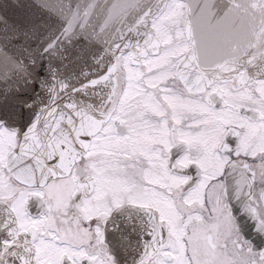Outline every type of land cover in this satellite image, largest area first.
Returning a JSON list of instances; mask_svg holds the SVG:
<instances>
[{"label": "snow or ice", "instance_id": "snow-or-ice-1", "mask_svg": "<svg viewBox=\"0 0 264 264\" xmlns=\"http://www.w3.org/2000/svg\"><path fill=\"white\" fill-rule=\"evenodd\" d=\"M0 264H264V0H0Z\"/></svg>", "mask_w": 264, "mask_h": 264}, {"label": "water", "instance_id": "water-1", "mask_svg": "<svg viewBox=\"0 0 264 264\" xmlns=\"http://www.w3.org/2000/svg\"><path fill=\"white\" fill-rule=\"evenodd\" d=\"M3 2H5V3H10L11 0H3Z\"/></svg>", "mask_w": 264, "mask_h": 264}]
</instances>
